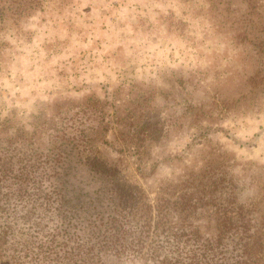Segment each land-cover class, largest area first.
Returning a JSON list of instances; mask_svg holds the SVG:
<instances>
[{"label": "rangeland", "instance_id": "374dc122", "mask_svg": "<svg viewBox=\"0 0 264 264\" xmlns=\"http://www.w3.org/2000/svg\"><path fill=\"white\" fill-rule=\"evenodd\" d=\"M23 1L0 0V123L82 138L72 182L111 165L154 196L219 158L262 195L264 0Z\"/></svg>", "mask_w": 264, "mask_h": 264}, {"label": "trees", "instance_id": "16d2710c", "mask_svg": "<svg viewBox=\"0 0 264 264\" xmlns=\"http://www.w3.org/2000/svg\"><path fill=\"white\" fill-rule=\"evenodd\" d=\"M0 126V264H264V187L247 194L230 162L164 179L154 196L92 166L104 181L90 193L72 182L92 156L82 138Z\"/></svg>", "mask_w": 264, "mask_h": 264}]
</instances>
